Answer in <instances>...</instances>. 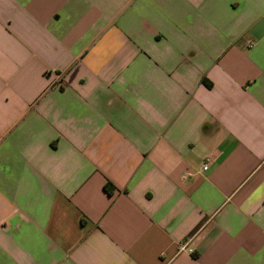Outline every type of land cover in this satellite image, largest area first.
<instances>
[{"label":"crops","instance_id":"0c3cea01","mask_svg":"<svg viewBox=\"0 0 264 264\" xmlns=\"http://www.w3.org/2000/svg\"><path fill=\"white\" fill-rule=\"evenodd\" d=\"M0 264H264V0H0Z\"/></svg>","mask_w":264,"mask_h":264},{"label":"built area","instance_id":"2783aa9c","mask_svg":"<svg viewBox=\"0 0 264 264\" xmlns=\"http://www.w3.org/2000/svg\"><path fill=\"white\" fill-rule=\"evenodd\" d=\"M209 161H210L209 158L204 159V161L202 162L201 167H200V171L201 172H204V171H206L208 169ZM180 247L183 248L184 247V243H180Z\"/></svg>","mask_w":264,"mask_h":264},{"label":"trees","instance_id":"16d2710c","mask_svg":"<svg viewBox=\"0 0 264 264\" xmlns=\"http://www.w3.org/2000/svg\"><path fill=\"white\" fill-rule=\"evenodd\" d=\"M104 188H105V190H106L107 192H111L112 186H111L109 183H107V184L104 186Z\"/></svg>","mask_w":264,"mask_h":264}]
</instances>
